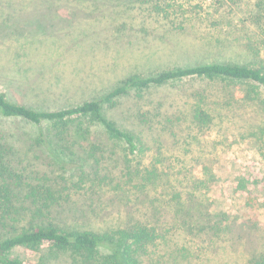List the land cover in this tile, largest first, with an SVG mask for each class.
<instances>
[{"label": "trees", "instance_id": "trees-1", "mask_svg": "<svg viewBox=\"0 0 264 264\" xmlns=\"http://www.w3.org/2000/svg\"><path fill=\"white\" fill-rule=\"evenodd\" d=\"M127 1L139 9V30H154L149 36L162 45L155 42L157 51L190 29L198 40L184 35V57L198 47L199 60L209 61L127 72L99 97L57 110L0 93V118L45 125L28 138L47 151L57 170L30 169L21 150L28 138L0 129V264H178L193 244L213 243L231 226L228 214L212 215L198 194L218 183L216 173L222 171L213 172L203 160L192 162L198 149L211 147L203 135L216 131L224 138L228 123H236L243 127L241 138L264 160V0ZM207 7L224 16L211 19ZM236 11L244 14L240 23L234 21ZM165 38L175 40L166 47ZM216 54L231 55L218 61ZM27 66L26 72L44 70L43 63ZM182 79L204 82L183 97L168 98L167 106L176 110H140L147 90ZM252 106L262 110L251 112ZM191 163L201 176L187 168ZM237 187L245 188L244 178ZM251 206L245 203L248 211ZM249 220L242 223L257 244L234 262L264 264V224ZM231 239L233 248L243 246L242 236ZM25 249L32 252L23 258Z\"/></svg>", "mask_w": 264, "mask_h": 264}, {"label": "rangeland", "instance_id": "rangeland-1", "mask_svg": "<svg viewBox=\"0 0 264 264\" xmlns=\"http://www.w3.org/2000/svg\"><path fill=\"white\" fill-rule=\"evenodd\" d=\"M130 4L127 0H0V93L11 101L43 110H57L99 97L127 72L149 74L161 65L184 66L209 61L210 57L199 60L202 56L198 47H195V53L189 52L190 55L184 57V35L188 41L198 40L197 34L190 29L177 36L176 40L180 41L172 46L175 39L165 38L166 41L161 43L170 47H159L157 51L153 46L158 39L149 36L155 34L154 30H150L149 35L139 30V9H132ZM207 9L213 12L211 19L224 16L223 12L221 15L214 13L213 7ZM243 19V11H236L234 21L240 23ZM145 20V23L150 22L147 17ZM205 23L208 25V21ZM204 29L207 30V26ZM207 34L206 31L203 33ZM125 39L132 45L125 44ZM170 48L176 53H169ZM230 55L212 56L220 61ZM42 63L43 71L25 70L28 64L38 68L37 65ZM202 82L200 79H182L147 90L139 100L140 110H154V107L156 110H176L169 108L166 100L178 95L183 97L186 91L195 89ZM125 102L123 109L127 100ZM252 110L262 109L252 106ZM112 113L117 116L116 111ZM0 129L5 133H22L28 138L41 129L45 131V125L35 126L20 118H0ZM175 130L179 131L178 128ZM226 130L227 134L221 139L216 131L204 134L205 143L210 142L211 147L205 151L198 149L197 158L192 162L196 164L197 160H203L213 172L222 170L216 173L219 182L211 184L208 192L203 188L198 194L208 200V212L212 215L222 211L228 214L226 223L231 226L228 232L222 233L219 241L193 244L190 255L179 256L178 264H235V259L245 253L244 248L252 249L257 244L254 232L242 222L249 224V219L256 218L264 224V160L251 150L247 138H241L242 126L228 123ZM21 150L23 163H29L30 169L57 173L50 163L54 160L31 139H27ZM187 168L201 176L200 169L193 164ZM180 169L182 167L174 170L179 172ZM240 178H244L243 189L237 187ZM246 202L252 205L250 211L245 207ZM232 236H242L243 246L233 248ZM44 250L49 259L55 260L53 252ZM29 252L32 251L25 249L19 254L25 258Z\"/></svg>", "mask_w": 264, "mask_h": 264}]
</instances>
